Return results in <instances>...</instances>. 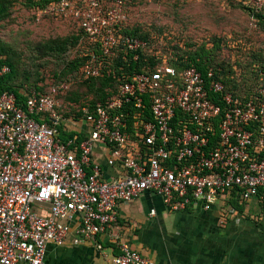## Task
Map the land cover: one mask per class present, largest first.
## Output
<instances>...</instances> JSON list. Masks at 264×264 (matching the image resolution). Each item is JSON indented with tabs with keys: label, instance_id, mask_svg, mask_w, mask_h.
<instances>
[{
	"label": "built area",
	"instance_id": "1",
	"mask_svg": "<svg viewBox=\"0 0 264 264\" xmlns=\"http://www.w3.org/2000/svg\"><path fill=\"white\" fill-rule=\"evenodd\" d=\"M126 12L122 0L75 8L84 58L75 79L115 78L79 117L62 108L71 77L0 90V264H49L50 244L85 242L112 264H155L112 231L120 205L145 191L169 211H214L221 226L264 222V67L177 64L153 35L125 32ZM139 51L154 65L116 74L112 60L136 61ZM9 72L0 64V78ZM98 146L119 167L113 177L94 157Z\"/></svg>",
	"mask_w": 264,
	"mask_h": 264
},
{
	"label": "rangeland",
	"instance_id": "2",
	"mask_svg": "<svg viewBox=\"0 0 264 264\" xmlns=\"http://www.w3.org/2000/svg\"><path fill=\"white\" fill-rule=\"evenodd\" d=\"M38 1L0 2V56L11 58L15 69L11 83L16 86L36 76L54 82L53 72L72 65L78 55V36H83L75 8L89 0H44L42 6ZM122 1L129 19L127 28L153 35L156 50L186 53L211 49L216 59L229 61L242 71L264 64V6L258 7L255 0ZM72 81L63 100L65 112L74 108L71 92L81 100L95 93L94 87ZM140 210L147 214L148 201L141 203ZM196 215L208 223L212 220L204 213ZM197 223L200 221L194 219L189 226ZM210 225L203 235L204 264H264V222H241L232 230ZM192 246L185 245L189 260L195 252ZM69 250L71 253L58 254L66 257L77 251Z\"/></svg>",
	"mask_w": 264,
	"mask_h": 264
},
{
	"label": "crops",
	"instance_id": "3",
	"mask_svg": "<svg viewBox=\"0 0 264 264\" xmlns=\"http://www.w3.org/2000/svg\"><path fill=\"white\" fill-rule=\"evenodd\" d=\"M95 159L103 165V170L108 177H113L119 170L117 165H110L107 151L98 146L94 151ZM148 201L147 214L141 213V203ZM154 210V214L150 212ZM197 213H204L210 217V223L198 217ZM194 219L200 221L197 226H189ZM242 223L250 225L252 221L245 220ZM212 224L215 228L232 230L239 223L228 222L221 226L214 211L166 209L161 197L153 192L145 191L129 203L120 205L119 219L113 233L127 240L129 245L142 255L152 259L155 264H204L203 235L208 232ZM252 229V228H251ZM106 240V237L103 238ZM194 244L191 260L187 258L189 253L185 249L186 244ZM69 249L77 251L72 256H62L58 251L71 253ZM46 260L49 264H112L108 257L102 255L88 242L63 246L50 244L46 252ZM206 264H214L208 261ZM217 264V263H216Z\"/></svg>",
	"mask_w": 264,
	"mask_h": 264
},
{
	"label": "trees",
	"instance_id": "4",
	"mask_svg": "<svg viewBox=\"0 0 264 264\" xmlns=\"http://www.w3.org/2000/svg\"><path fill=\"white\" fill-rule=\"evenodd\" d=\"M0 2H2V0H0ZM43 2H44V0H39L38 3H36V4H39L42 6ZM125 32L139 36V37H142V38H145V39L149 38V34L148 35L140 34V33L136 32V30L133 28L132 29H128V28L125 29ZM81 37L82 36L80 35V38ZM80 38L78 36V40ZM79 42H80V40H79ZM77 47H78L77 48L78 55L76 57H74L75 59H73L72 65L68 68H65L63 71L59 70V71L53 72L55 79L67 80L70 77L73 79L76 78V77H74V74H75V72H77L80 64L84 60V58L79 56L80 44H78ZM123 55H125V54L123 53ZM174 55L178 56V59L176 61L174 60V62H176V63L178 62L177 64H184V63H186V61L192 62V63H195L196 65H198L199 68H201V69L206 65V63L212 64V65H218L221 67L224 64L223 61L216 59L215 55H212L211 49H206V50L196 49L193 52H186V53L174 52ZM125 56L127 57L128 62L123 61L122 53H120L117 57H115V59L112 60V66L115 67V69L117 70L116 74H118V75H119V72L122 71V70L121 71L118 70V67L121 65L124 66V69H126L128 73H131L133 70H136V71L144 70L147 62H149L151 64V66L154 65L153 57L146 54L145 51L144 52L143 51L138 52L139 57L136 61H132V57L129 53ZM184 56H185V58H184L185 60L182 59ZM179 59H180V61L183 60L185 62H180ZM197 59H198V61H197ZM0 64H7L10 66V72L0 78V90L1 91L2 90H8V91L17 93L18 89H20V88H28L30 86H36L38 82H40V81L44 82L45 81L43 79V77L36 76L35 79L28 80L29 79L28 78L27 79L28 81H25L21 85L16 86V85L11 83V81L15 75V69H14L13 63L11 61V58L9 56H7L6 58H2L0 56ZM260 66L264 67V64L262 63ZM223 72H224L223 75L226 78L225 80H227L229 82L228 75H230V74H226V73H229L230 70H225V71L223 70ZM114 80H115V78H113L112 74H108V73H104L103 76L98 77V78H90V79L83 80V81H78L77 79H75V82H83L85 85H89L90 87H94L95 93H94V96H92L91 98L86 97L84 100H81L75 96V94H74L75 91H73V93L71 92L70 95H72V97L70 98V103H71L70 105L72 106V108L73 107L74 108L72 110L64 112V115L71 116L74 114L75 117H79L81 114L78 111L79 107L86 104V103L93 104L95 101H97L99 99H103L104 97H106L107 88H109L111 86V84H112V82H114ZM243 80H244V78H243ZM234 81L231 80V82H230L233 84V87L235 89L240 88V85L242 84V82L240 81V82L236 83V78L234 79ZM65 97H66V95L64 96V98ZM73 101L74 102L78 101V103L74 104Z\"/></svg>",
	"mask_w": 264,
	"mask_h": 264
}]
</instances>
